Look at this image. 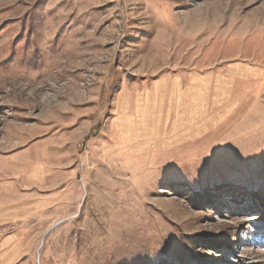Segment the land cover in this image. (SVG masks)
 Masks as SVG:
<instances>
[{"label": "rangeland", "instance_id": "rangeland-1", "mask_svg": "<svg viewBox=\"0 0 264 264\" xmlns=\"http://www.w3.org/2000/svg\"><path fill=\"white\" fill-rule=\"evenodd\" d=\"M0 154V264H264V0H0Z\"/></svg>", "mask_w": 264, "mask_h": 264}, {"label": "crops", "instance_id": "crops-1", "mask_svg": "<svg viewBox=\"0 0 264 264\" xmlns=\"http://www.w3.org/2000/svg\"><path fill=\"white\" fill-rule=\"evenodd\" d=\"M206 79H207V82L205 85L207 86V89L208 87L211 88V85H208L207 83L209 81L212 82L211 80H213L214 78L207 77ZM217 79L218 78L216 77V80ZM190 80L191 81H190L189 86H186L185 88L184 86H182L181 82H179V78H165L159 82H156L151 88L147 89L146 92L142 95V98L147 96V100H148L146 102H143L144 105L148 106L149 108H152L153 111H158L159 109V112L161 113L160 115H155L151 112L149 113V115L147 114L148 122L158 123L157 120L159 121L163 119L166 120L165 123H162V122L158 123L160 127L159 133L161 137L170 135V133L179 134V131H178L179 130V101L181 100L182 95L184 93H187L190 98L192 93L189 91V88L193 86L196 83V80L198 81L199 78L196 79L192 77ZM217 83L219 84V86L226 85V82L223 81L222 79H220V81L218 80ZM218 84H216L214 93L216 91V88L218 87ZM148 91H150V93ZM122 112L124 113L122 116H127V115H130L131 110L129 108L126 109V107H123ZM170 120L172 121V123L171 122L169 123ZM165 143H166V140H165ZM0 156H4V158L0 159V161L2 160L4 161L8 157L6 154L5 155L0 154ZM22 157L24 156L21 155V157H14V158L10 156L8 160L9 161L12 160L14 165L16 164L21 165L25 169L26 168L25 166L27 165V163L23 162V160L21 159ZM28 165L30 166V164ZM39 167H41V165L38 163L37 165H35V167H32V169H30L29 174H28L29 179L34 180V179L39 178L37 176L32 175L36 169H39ZM11 183L12 182H8V178L6 180H0V195L3 193V191L5 192L6 190H8V188L11 187L10 186Z\"/></svg>", "mask_w": 264, "mask_h": 264}, {"label": "snow or ice", "instance_id": "snow-or-ice-1", "mask_svg": "<svg viewBox=\"0 0 264 264\" xmlns=\"http://www.w3.org/2000/svg\"><path fill=\"white\" fill-rule=\"evenodd\" d=\"M132 252H136L137 255L139 254L138 250L134 247H129L128 249H126V254H131ZM157 255H163V251L158 252Z\"/></svg>", "mask_w": 264, "mask_h": 264}]
</instances>
